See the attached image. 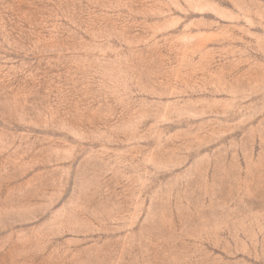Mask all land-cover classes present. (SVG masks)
Listing matches in <instances>:
<instances>
[{
	"label": "rangeland",
	"instance_id": "1",
	"mask_svg": "<svg viewBox=\"0 0 264 264\" xmlns=\"http://www.w3.org/2000/svg\"><path fill=\"white\" fill-rule=\"evenodd\" d=\"M0 264H264V0H0Z\"/></svg>",
	"mask_w": 264,
	"mask_h": 264
}]
</instances>
